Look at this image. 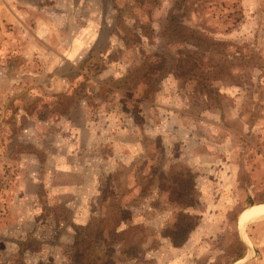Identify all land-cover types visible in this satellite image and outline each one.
<instances>
[{
  "label": "rangeland",
  "instance_id": "rangeland-1",
  "mask_svg": "<svg viewBox=\"0 0 264 264\" xmlns=\"http://www.w3.org/2000/svg\"><path fill=\"white\" fill-rule=\"evenodd\" d=\"M260 202L264 0H0V264H264Z\"/></svg>",
  "mask_w": 264,
  "mask_h": 264
},
{
  "label": "bare ground",
  "instance_id": "bare-ground-1",
  "mask_svg": "<svg viewBox=\"0 0 264 264\" xmlns=\"http://www.w3.org/2000/svg\"><path fill=\"white\" fill-rule=\"evenodd\" d=\"M264 216V202L255 203L247 206L238 216V225L242 227L247 221Z\"/></svg>",
  "mask_w": 264,
  "mask_h": 264
},
{
  "label": "water",
  "instance_id": "water-1",
  "mask_svg": "<svg viewBox=\"0 0 264 264\" xmlns=\"http://www.w3.org/2000/svg\"><path fill=\"white\" fill-rule=\"evenodd\" d=\"M260 218H264V216L256 217V218H253V219L247 221L242 227H240V231L242 232V231L244 230L245 226H246L247 224H249L250 222H253V221L258 220V219H260ZM238 263H239V262H238Z\"/></svg>",
  "mask_w": 264,
  "mask_h": 264
},
{
  "label": "trees",
  "instance_id": "trees-1",
  "mask_svg": "<svg viewBox=\"0 0 264 264\" xmlns=\"http://www.w3.org/2000/svg\"><path fill=\"white\" fill-rule=\"evenodd\" d=\"M184 203H185V202H184ZM183 227H184V226H183ZM183 230H184V229H183ZM183 230H182V231H183ZM121 232H122V231H121ZM176 233H177V232H176ZM176 233H175V234H176ZM181 233H183V234H184V232H181ZM181 233H177V234H181ZM109 242H110V241H109ZM103 264H107V263H106V262H104Z\"/></svg>",
  "mask_w": 264,
  "mask_h": 264
},
{
  "label": "crops",
  "instance_id": "crops-1",
  "mask_svg": "<svg viewBox=\"0 0 264 264\" xmlns=\"http://www.w3.org/2000/svg\"><path fill=\"white\" fill-rule=\"evenodd\" d=\"M250 205H251V204H250ZM248 206H249V205H248ZM246 207H247V206H246ZM246 207H245V208H246ZM245 208H243L242 210H244ZM242 210H241V211H242ZM241 211H240V212H241ZM239 214H240V213H239ZM238 216H239V215H238ZM237 222H238V219H237Z\"/></svg>",
  "mask_w": 264,
  "mask_h": 264
}]
</instances>
